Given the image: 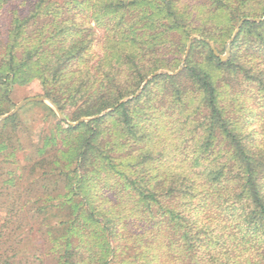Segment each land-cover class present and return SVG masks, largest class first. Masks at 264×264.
I'll return each instance as SVG.
<instances>
[{
    "label": "trees",
    "instance_id": "1",
    "mask_svg": "<svg viewBox=\"0 0 264 264\" xmlns=\"http://www.w3.org/2000/svg\"><path fill=\"white\" fill-rule=\"evenodd\" d=\"M264 0H0V116L37 82L47 130L0 122L57 264H264ZM189 55L178 71L191 38ZM3 182L16 183L7 168ZM19 179V180H20Z\"/></svg>",
    "mask_w": 264,
    "mask_h": 264
},
{
    "label": "rangeland",
    "instance_id": "2",
    "mask_svg": "<svg viewBox=\"0 0 264 264\" xmlns=\"http://www.w3.org/2000/svg\"><path fill=\"white\" fill-rule=\"evenodd\" d=\"M35 97H40L37 82L28 86L14 87L10 103L4 105L7 113L1 116L10 113L22 101ZM29 104L17 114H20L21 119L28 125L33 142L38 144L48 125L47 121H44L45 112L30 107ZM17 161V165L9 166L2 163V157H0V191L5 188L3 182L7 179L5 175L7 168L14 170L17 179L15 185L9 186V189L3 191V195L0 196V264H57L51 253L50 242L41 225V220L45 217L49 218L50 214H37V209L44 203L41 201L42 191L33 183V178H30L27 172L21 179L19 178L22 175L20 167L24 165L23 154L17 155Z\"/></svg>",
    "mask_w": 264,
    "mask_h": 264
},
{
    "label": "water",
    "instance_id": "3",
    "mask_svg": "<svg viewBox=\"0 0 264 264\" xmlns=\"http://www.w3.org/2000/svg\"><path fill=\"white\" fill-rule=\"evenodd\" d=\"M247 22H251V23H262L264 22V17L262 18H243L240 20V22L238 23L237 27H236V30L234 31L233 35L231 36V38L228 40V42L226 43L225 45V54L222 56L219 54V52L216 50L214 44L210 41H206L207 44L210 46L213 54L222 62H226L228 60V58L230 57V53H231V46L232 44L234 43V41L236 40V38L238 37V35L240 34V31L243 27V25ZM194 40H201L200 38L198 37H193L190 39L189 43H188V47H187V50H186V53H185V56L182 60V63H181V66L180 68L178 69L177 72L171 74V75H176L178 74L180 71H182L183 67H184V63L186 62V59L189 55V52H190V48H191V44ZM163 74H167L166 71H159V72H156L154 73L153 75L149 76L145 82L143 83V85L141 86L140 90L136 93L135 96L133 97H130L128 99H125L123 100L119 105L123 104V103H127L128 101L134 99V98H137L140 93L142 92V90L144 89V87L152 80L154 79L155 77L157 76H160V75H163ZM32 102H42V103H46L48 104L51 108H53V110L56 112V114L58 115L59 119L61 121H65L67 122L70 126L72 127H77L79 126L80 124H87L89 123L90 121L92 120H97V119H100L102 117H104L105 115H107L108 113L114 111L117 107H119V105H117L114 109H111V110H108L94 118H91V119H82V120H79L78 122H75V123H70L68 121H66V119L64 118V116L61 114V112L58 110V108L52 103L50 102L49 100H47L46 98H43V97H35V98H29L27 100H24L22 101L21 103H19L15 108L14 110H12L10 113L4 115V116H1L0 117V122L2 121H5V120H8L9 118L15 116L24 106H26L27 104L29 103H32Z\"/></svg>",
    "mask_w": 264,
    "mask_h": 264
}]
</instances>
